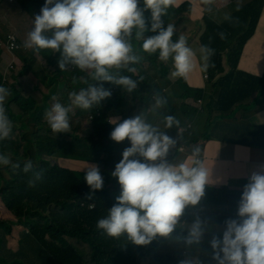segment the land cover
I'll use <instances>...</instances> for the list:
<instances>
[{
  "label": "trees",
  "instance_id": "1",
  "mask_svg": "<svg viewBox=\"0 0 264 264\" xmlns=\"http://www.w3.org/2000/svg\"><path fill=\"white\" fill-rule=\"evenodd\" d=\"M44 3L45 0H0V26L6 32L16 34L23 45L33 27L34 17L40 13ZM263 3L264 0H255L239 8L221 24L205 18L206 30L199 47L207 45L214 49V55L207 61L211 65L207 69L210 79L207 87L215 92V97L210 93L206 94L207 87L204 89L203 86H195V83L187 78L172 82L171 59L165 63L158 59V53L149 55L142 49L143 39L156 33L147 31L143 39L137 40L133 30V54L139 57V60L132 63L130 68L133 71L122 67L117 69L113 76L131 77L137 81L136 89L128 92L113 83L98 81L97 87L102 84L112 95L90 110H78L82 117H93V134L75 144L72 141L66 144L64 133H54L47 123L46 128L40 124L35 131H23L30 129L37 117L40 121L43 119L49 99H53L60 86V77L61 85L71 90H75L73 83L80 80H88L85 87L94 86L95 81L91 80L87 72H81L71 64L67 65L69 68L65 71H61L59 67L50 70L53 77L49 79V95L42 103L24 96V93L18 90L17 81L6 84L0 80V86L10 90L4 106L13 124L10 137L0 140V155L8 156L12 161L8 166L0 165V200L17 219L13 222L0 218V264H142L144 261L149 264H180L188 255H198L202 264H215L211 258L209 241L214 234L222 237L226 220L237 218V215L229 214L225 208L238 206L242 194L240 190L206 186L205 195L199 204L186 207L181 217L182 221H187L184 224L186 227L180 228L178 225L170 237L157 235L148 245H135L126 235L110 238L103 230L97 229V221L107 215L108 209L120 194V185L111 173L122 159L123 150L130 146L127 139L120 143L111 140L110 133L114 125L109 121L113 114L121 115L118 119L122 122L136 116L138 112H143L147 122L177 140L176 146L170 150V161L173 151L178 152L180 147L177 146L182 141L194 144L198 140L197 134L188 138L187 133L182 137L178 136L181 126L190 124L188 133L198 127L199 120L196 127L192 125L197 115L203 114V111L197 108L198 100L204 102L208 116H212V112H230L253 95L264 93V74L256 76L239 70L245 46L258 28ZM182 10L180 9L181 12ZM186 12L195 17L191 6ZM144 15L150 27V10ZM164 23L165 26L168 25L165 20ZM221 33L224 34V39L221 38ZM176 39L178 35L175 32L173 40ZM28 51L40 59L46 58L47 63L58 65L59 52H34L31 49ZM0 60L2 69L11 60L1 48ZM70 76L73 79H70ZM158 97L166 99L167 104L156 112L153 107ZM166 115L175 116L180 121L179 126L164 128L163 117ZM17 139L20 140L17 147H10ZM47 157L55 160L66 157L71 160L95 162L103 177L102 190L92 192L75 170L52 163ZM28 160L32 161L33 167L25 173L23 168ZM16 164L20 167L16 168ZM38 171H42V178L36 180L35 186H29V180L35 179V173ZM197 216L208 222V230L205 231L199 249L196 245L187 246L182 241L174 240L173 237L178 232L183 231V234L187 235V228ZM15 225L24 227L18 236L17 252L7 244V239L14 238Z\"/></svg>",
  "mask_w": 264,
  "mask_h": 264
},
{
  "label": "clouds",
  "instance_id": "2",
  "mask_svg": "<svg viewBox=\"0 0 264 264\" xmlns=\"http://www.w3.org/2000/svg\"><path fill=\"white\" fill-rule=\"evenodd\" d=\"M173 2L45 0L40 13L34 17L23 47L34 52H59L61 71L71 64L81 72H87L93 81L110 82L132 92L137 81L129 76L117 78L110 70L138 62L139 57L133 54L131 43L133 30L137 40L151 31L156 35L143 39V51L149 55L158 53V59L165 63L171 59V76L186 79L194 70L195 53L183 36L173 40L174 25L165 26L163 17ZM204 2L210 4L212 0ZM149 10L150 27L144 15ZM220 35L225 38L223 33ZM199 51L205 61L202 69L207 71L211 66L207 61L214 55V49L202 45ZM84 83L88 84V80ZM9 95L10 90L0 86V140L9 138L13 129L4 106ZM111 95L102 84L73 91L69 94L68 106L59 102L52 104L45 115L47 124L56 134L70 132L69 113L73 107L90 110ZM166 104V99L158 97L155 107L163 108ZM109 122L114 125L111 140L120 143L127 139L130 146L123 150L122 159L111 173L120 185V194L107 215L97 221V229L110 238L126 235L138 246L148 245L157 235L170 237L178 225L187 223L181 220L186 207L197 206L205 195L206 186L210 185L211 175L200 159V148H193L186 162L176 164L170 162L168 156L177 140L147 122L143 114L122 122L112 118ZM179 124L173 115L163 117L166 129ZM11 162L10 157L0 155V165L8 166ZM32 167V161L28 160L23 171L27 173ZM41 178L42 171L36 172L35 179L29 180V186H35L36 180ZM84 180L92 192L103 188L98 165L87 167ZM224 225L222 237L214 234L209 241L215 264H264V171L251 174L241 194L237 218L226 220ZM206 230L208 222L197 216L187 228V235L181 231L173 239L187 246L196 245L199 249ZM180 264H202V261L198 255H188Z\"/></svg>",
  "mask_w": 264,
  "mask_h": 264
},
{
  "label": "crops",
  "instance_id": "3",
  "mask_svg": "<svg viewBox=\"0 0 264 264\" xmlns=\"http://www.w3.org/2000/svg\"><path fill=\"white\" fill-rule=\"evenodd\" d=\"M239 2L240 0H212L210 4H206L204 0H174L163 20L174 25L178 38L183 36L187 41L190 39L198 50L206 30L205 18L221 24L243 7L237 5ZM189 6L195 12V17L186 12ZM262 18L264 9L256 33L245 46L239 63L240 71L256 76L264 74V67L260 68L258 64L264 54ZM204 78L205 75L203 77L201 74L193 85L206 89L207 82ZM210 95L215 97V92L211 91ZM202 115L208 118L209 134L200 138V141L206 142L203 152H206L207 160L200 158L210 172V186L243 191L253 172L264 171V93L253 95L220 117L208 116V111ZM178 153L179 151H173L170 162H174V156ZM225 209L229 214L237 215L238 206ZM142 264L149 262L144 261Z\"/></svg>",
  "mask_w": 264,
  "mask_h": 264
},
{
  "label": "rangeland",
  "instance_id": "4",
  "mask_svg": "<svg viewBox=\"0 0 264 264\" xmlns=\"http://www.w3.org/2000/svg\"><path fill=\"white\" fill-rule=\"evenodd\" d=\"M255 0H240V2L237 5L244 6L247 5ZM238 6H235V8ZM264 9V3H263V8ZM262 23L264 25V18H262ZM0 31L2 34L6 33V30L0 26ZM188 46L194 51L195 56L193 59V63L195 65L194 70L188 75L187 79L191 82H195L200 78V75L202 74L203 77L204 75H208V71H204L202 69V65L205 63L201 59L200 56V47L198 50L196 49V46L191 43V40L189 39L187 41ZM3 50V49H2ZM7 54V53H6ZM249 54V53H248ZM248 54L246 56H248ZM10 59L12 60V56L7 54ZM10 60V62H11ZM225 60V58H224ZM1 62V60H0ZM9 62V63H10ZM8 63V65H9ZM258 64L260 68L264 67V54L262 58L258 61ZM7 65V66H8ZM6 66V67H7ZM6 67L4 69H6ZM59 66L58 65H53L51 62L47 63V59H40L37 56L33 55L28 51V49H25L24 51L16 54V63L13 65V69L9 70L8 74V80L5 82L8 84L10 81H17L18 82V90L24 93V96H29L32 99L36 100L37 102H43L46 99V96L49 95V89H50V84H49V79L53 77L52 69H57ZM68 67V66H67ZM66 67V68H67ZM69 68V67H68ZM67 68V69H68ZM226 70H228V67L226 66ZM68 74V73H67ZM62 77H60V83L59 87L57 89V93L54 96L56 99L53 100L49 99L48 101V109L45 110L44 117L40 121L38 117L33 121L31 128L28 130H24V133H29L30 130L35 131L36 129L39 128L40 124L43 125V128L47 127V121L45 119V115L47 111L50 110L51 106L53 103L59 102L65 106H68L70 104L69 100V94L73 91H79V90H71L68 89L67 87H64L61 85V80ZM70 79H73L72 76L69 77ZM179 78H173L170 75V80L172 82L178 81ZM209 78L205 79L206 82H209ZM212 90L209 88V86L206 89V94L208 95ZM216 99V98H215ZM177 102H173V104H176ZM198 110L206 112L205 110V104L202 103L201 107H197ZM79 108L73 107L72 111L69 113L70 117V132L64 133V140L66 139V144H70L71 141L75 144L78 141H81L82 138L89 136L93 134V128L91 126V121L89 120V116L82 117L78 114ZM162 108H156L155 106L153 107V111H160ZM228 112L222 111V112H212L210 115L214 116H221V114H226ZM112 114V113H110ZM145 117V114L143 112H138L136 115H141ZM211 116V117H212ZM97 117V115H96ZM121 115H111L110 118H120ZM202 119V120H200ZM200 120L199 125L197 128H195L192 132L188 133V130L191 128V125L188 124L187 126H181L179 130L182 128L184 133H187V138L191 137L192 134H197V143L196 144H189L184 141H182L179 144L180 147V153L178 155L174 156V163L179 164L181 162H186L188 158L191 156L192 149L195 147L200 148V157H204V159L207 160V156L205 155L206 152H203L205 150V141H200V138L203 136H206L209 134V126H208V118H206L204 115H197L196 120L192 124L194 127L197 126V122ZM178 130V136L182 137L183 135L180 136ZM213 138V137H212ZM19 139L14 141L10 147L15 148L17 147L19 143ZM24 146V143H22ZM23 149L22 147L20 148V152H22ZM47 159L51 160L52 163H56L59 166L63 168H69L72 170H75V173L78 175V177L86 184V181L84 180V175L85 172L87 171V167L91 164H95V162H84V161H79V160H71V159H66V157L62 159L55 160L54 158L47 157ZM201 159V158H200ZM206 166V163L204 164ZM0 218L2 219H9L13 220V222H16L17 219L15 216H13L3 205L2 201L0 200ZM186 226L184 224L180 225V228H185ZM13 235L14 238H9L7 239V244L10 249L14 250V252L18 251L19 248V243H18V236L21 234V232L24 230L23 226L15 225L13 227Z\"/></svg>",
  "mask_w": 264,
  "mask_h": 264
},
{
  "label": "built area",
  "instance_id": "5",
  "mask_svg": "<svg viewBox=\"0 0 264 264\" xmlns=\"http://www.w3.org/2000/svg\"><path fill=\"white\" fill-rule=\"evenodd\" d=\"M0 48L3 49L7 54L12 56V60L9 63V65L6 67V69L0 68V80L3 81V83L7 82L8 80V74L9 70L13 69V65L16 63V54L22 52L25 50L23 45L19 42L18 37L16 34L12 32H6L4 34L0 31ZM209 78L208 75H205V79ZM202 103H204L202 100L197 101V107H201ZM93 119L92 116L89 117V120L91 121ZM184 133L183 129L180 130V134ZM180 153V149L178 150ZM93 208V207H91Z\"/></svg>",
  "mask_w": 264,
  "mask_h": 264
},
{
  "label": "water",
  "instance_id": "6",
  "mask_svg": "<svg viewBox=\"0 0 264 264\" xmlns=\"http://www.w3.org/2000/svg\"><path fill=\"white\" fill-rule=\"evenodd\" d=\"M131 65H132V63H130V64L127 66V68H130ZM116 70H117V69H111V70H110L111 74L113 75V74L116 72ZM98 83H99L98 81H95V82H94V86H97ZM73 86H74L75 90H80V88L85 87V83H84V81L80 80V81H76V82H74V83H73ZM85 88H86V87H85Z\"/></svg>",
  "mask_w": 264,
  "mask_h": 264
}]
</instances>
